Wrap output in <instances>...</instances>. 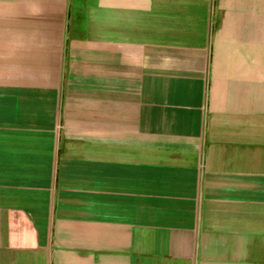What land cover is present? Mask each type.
Returning <instances> with one entry per match:
<instances>
[{
	"label": "crops",
	"instance_id": "obj_1",
	"mask_svg": "<svg viewBox=\"0 0 264 264\" xmlns=\"http://www.w3.org/2000/svg\"><path fill=\"white\" fill-rule=\"evenodd\" d=\"M0 264H264V0H0Z\"/></svg>",
	"mask_w": 264,
	"mask_h": 264
}]
</instances>
